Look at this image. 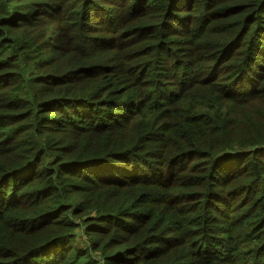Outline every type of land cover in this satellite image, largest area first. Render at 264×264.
Listing matches in <instances>:
<instances>
[{
	"label": "trees",
	"instance_id": "obj_1",
	"mask_svg": "<svg viewBox=\"0 0 264 264\" xmlns=\"http://www.w3.org/2000/svg\"><path fill=\"white\" fill-rule=\"evenodd\" d=\"M0 264H264V0H0Z\"/></svg>",
	"mask_w": 264,
	"mask_h": 264
}]
</instances>
